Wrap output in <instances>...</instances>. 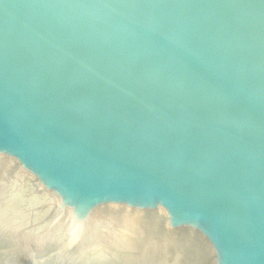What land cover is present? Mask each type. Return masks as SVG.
<instances>
[{
  "label": "water",
  "instance_id": "obj_1",
  "mask_svg": "<svg viewBox=\"0 0 264 264\" xmlns=\"http://www.w3.org/2000/svg\"><path fill=\"white\" fill-rule=\"evenodd\" d=\"M0 222L104 264H264V0H0Z\"/></svg>",
  "mask_w": 264,
  "mask_h": 264
},
{
  "label": "flooded vegetation",
  "instance_id": "obj_2",
  "mask_svg": "<svg viewBox=\"0 0 264 264\" xmlns=\"http://www.w3.org/2000/svg\"><path fill=\"white\" fill-rule=\"evenodd\" d=\"M61 244L60 239L48 237L31 246L29 251L18 233L0 222V264H104L102 259L68 255Z\"/></svg>",
  "mask_w": 264,
  "mask_h": 264
}]
</instances>
